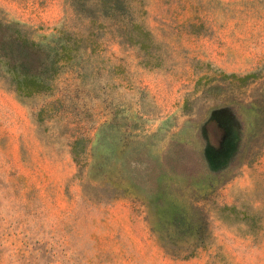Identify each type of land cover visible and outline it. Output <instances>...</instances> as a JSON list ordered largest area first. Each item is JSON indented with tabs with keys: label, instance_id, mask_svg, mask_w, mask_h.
<instances>
[{
	"label": "rangeland",
	"instance_id": "1",
	"mask_svg": "<svg viewBox=\"0 0 264 264\" xmlns=\"http://www.w3.org/2000/svg\"><path fill=\"white\" fill-rule=\"evenodd\" d=\"M53 45L0 74V264H264V0H0Z\"/></svg>",
	"mask_w": 264,
	"mask_h": 264
},
{
	"label": "trees",
	"instance_id": "2",
	"mask_svg": "<svg viewBox=\"0 0 264 264\" xmlns=\"http://www.w3.org/2000/svg\"><path fill=\"white\" fill-rule=\"evenodd\" d=\"M53 45L29 37L17 22L0 19V74L15 92L29 96L47 88L59 58Z\"/></svg>",
	"mask_w": 264,
	"mask_h": 264
}]
</instances>
